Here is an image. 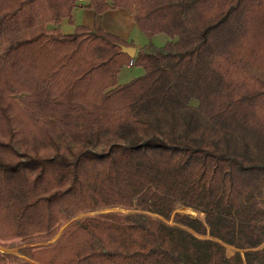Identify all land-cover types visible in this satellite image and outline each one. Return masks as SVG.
Here are the masks:
<instances>
[{
    "label": "trees",
    "instance_id": "16d2710c",
    "mask_svg": "<svg viewBox=\"0 0 264 264\" xmlns=\"http://www.w3.org/2000/svg\"><path fill=\"white\" fill-rule=\"evenodd\" d=\"M80 1L48 0L50 20L71 22ZM87 1L99 15L128 9L148 37L171 41L131 59L122 46L134 44L102 29L17 34L26 7L15 8L16 34L0 49V244L52 240L62 224L107 208L171 220L179 203L205 214L175 215L193 233L105 214L27 255L38 264H264V247L255 249L264 244V0ZM36 2L25 1L32 12ZM132 60L145 75L118 85ZM226 246L239 251L228 256ZM12 257L0 253V264H34Z\"/></svg>",
    "mask_w": 264,
    "mask_h": 264
},
{
    "label": "crops",
    "instance_id": "0c3cea01",
    "mask_svg": "<svg viewBox=\"0 0 264 264\" xmlns=\"http://www.w3.org/2000/svg\"><path fill=\"white\" fill-rule=\"evenodd\" d=\"M26 0H0V22H3L5 28L2 30L0 29V49L3 48L10 38L15 36V29L13 24L15 23V8L20 6L26 7V9L22 12V14L17 18V21L20 22L19 28L22 30H18L17 34L22 33L26 35H33L39 27L45 26V29L50 33L54 34L56 32H60L63 35H72L74 34L76 28L78 26H85L90 29H102L106 33L115 35L121 38L123 41L127 43L134 44V47L137 48V55L140 50L150 51V47L153 46L156 49L163 48L168 42L171 41L169 39L165 45L157 47L154 46L152 43H141L137 44L135 42V36L145 39L153 40L154 37H148L138 26L135 16L132 12L125 8H118L114 10L107 11L103 15L97 14L94 10L88 9V1H80L77 3V7L73 10L71 18L72 21L70 22L68 18L61 19L59 24L54 23L50 20V14L46 10V6L48 4V0H37V12H32L31 4L25 3ZM28 2V0H27ZM10 24V26H9ZM30 24H36V26L32 29L29 27ZM160 35V34H158ZM136 55V57H137ZM135 59V58H134ZM135 65H129L124 69H131L135 68ZM141 68V67H139ZM118 75V85H125L133 81L134 79L145 75V70L137 73L139 75H134L133 73L126 72L123 74V70ZM125 75V76H123ZM122 77V79H121ZM121 80V81H120ZM185 210H190L185 207H179ZM196 214H191L196 218H199V212L190 210ZM202 218H204L202 216ZM230 248V247H229ZM232 248V247H231Z\"/></svg>",
    "mask_w": 264,
    "mask_h": 264
},
{
    "label": "rangeland",
    "instance_id": "374dc122",
    "mask_svg": "<svg viewBox=\"0 0 264 264\" xmlns=\"http://www.w3.org/2000/svg\"><path fill=\"white\" fill-rule=\"evenodd\" d=\"M134 39H135V42L137 44L147 42L150 44L152 43L154 46L160 47V46L165 45V43L170 38L166 34H160V35H157L153 40L145 39V37H143V39H142V38H139L137 36H135ZM150 51H152V50L150 49ZM142 71H144V70L142 68H139V67H135V68H131V69L126 68L123 70V74H125L126 72H130V73H133L134 75H139L137 73H140ZM123 76H125V75H123ZM121 79H122V77H121ZM193 105L196 106V103H193ZM256 190H257L258 205L264 214V185L257 186ZM181 206L184 207L182 204H179V203L176 204V206H174V212L172 214L171 220H164L163 218L156 216V215H153L151 213L128 210V209H125L122 207L107 208L104 210H97V211L91 212V213H82V214L78 215L77 217L73 218L70 222L62 224V227L59 229L58 234L52 240H37V241H31V242L30 241L25 242L23 240H17L15 242L9 243L8 248H5L6 247V246H4L5 244L1 243L0 244V253L3 254L4 256H7V255L15 256L12 258L18 259L19 261H29L31 263L38 264V263H35L34 261H32L28 257L27 251L28 250L46 249V248H50V247L55 246L57 244V242L60 240V238L62 237V235L64 234V232L67 231L69 227H71L74 223H76V222H78L84 218L101 216V215H105V214H121V215L143 214V215L151 216L154 218H158L159 220L163 221L164 223H166L170 226L180 227L181 225L177 226V225H175L177 223L174 222V217L176 214L196 218L193 215L186 213L184 209H182V208L179 209V207H181ZM185 208H186V206H185ZM188 209H190V208H188ZM190 210H193V209H190ZM193 211H196V210H193ZM196 212H199L200 214H203L205 216V214L201 211H196ZM196 219L204 221L205 218H202V215H200V217L196 218ZM182 227L183 226H181V228ZM183 229H185V228L183 227ZM255 234L257 235L256 232H255ZM196 236L199 238H209L208 236H199V235H196ZM262 247H264V244L261 246H255V249L256 250L261 249ZM237 251H239V250H237L234 247H232V248L227 247L228 256H232ZM242 253H243V251H242ZM5 254H7V255H5ZM8 257H11V256H8Z\"/></svg>",
    "mask_w": 264,
    "mask_h": 264
},
{
    "label": "water",
    "instance_id": "95a60500",
    "mask_svg": "<svg viewBox=\"0 0 264 264\" xmlns=\"http://www.w3.org/2000/svg\"><path fill=\"white\" fill-rule=\"evenodd\" d=\"M122 53L128 55L131 59H134V58H136V55H137V48L134 46H130V47L122 46ZM204 218H205V216H204ZM185 230L193 233V231H191L189 229L185 228Z\"/></svg>",
    "mask_w": 264,
    "mask_h": 264
},
{
    "label": "built area",
    "instance_id": "2783aa9c",
    "mask_svg": "<svg viewBox=\"0 0 264 264\" xmlns=\"http://www.w3.org/2000/svg\"><path fill=\"white\" fill-rule=\"evenodd\" d=\"M130 65H134V61H133V60L131 61V64H130ZM30 242H31V241H30Z\"/></svg>",
    "mask_w": 264,
    "mask_h": 264
}]
</instances>
